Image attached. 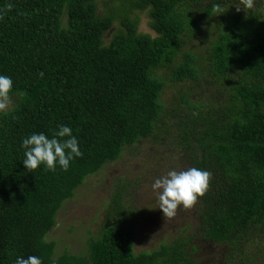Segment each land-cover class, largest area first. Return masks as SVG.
<instances>
[{
	"label": "trees",
	"instance_id": "obj_1",
	"mask_svg": "<svg viewBox=\"0 0 264 264\" xmlns=\"http://www.w3.org/2000/svg\"><path fill=\"white\" fill-rule=\"evenodd\" d=\"M204 1L107 0L100 14L97 0H0V8L14 5L0 18V75L13 81L12 107L0 113V264L30 255L42 264H195L189 234L134 253L128 223L137 210L124 202L125 185L109 199L85 254L55 256L46 240L85 179L142 139L173 147L180 171L211 173L194 205L195 235L222 246L229 264L264 258V11H228L204 55L185 51L171 66L183 38L215 16L219 1ZM130 9L146 10L154 37L138 32ZM114 18L121 27L105 42ZM163 68L166 78L158 75ZM166 81L188 83L169 105ZM203 82L218 92L204 99L190 92ZM60 125L72 129L83 155L67 171L27 170L23 139L51 138Z\"/></svg>",
	"mask_w": 264,
	"mask_h": 264
},
{
	"label": "rangeland",
	"instance_id": "obj_2",
	"mask_svg": "<svg viewBox=\"0 0 264 264\" xmlns=\"http://www.w3.org/2000/svg\"><path fill=\"white\" fill-rule=\"evenodd\" d=\"M107 0H97L98 13L105 8ZM216 0H205L210 4ZM223 6L225 13L213 16L210 20L199 24L193 34L183 38V47L178 53L171 66L181 60V54L192 51L194 54L204 55L205 50L213 42L220 32L223 21L228 19V11L246 13L249 9L244 8L240 0H217ZM115 3V2H114ZM259 5V6H258ZM241 8L240 11L236 7ZM253 12L264 11V0H254ZM129 18H138V32L149 34L154 37L155 33L150 29L149 18L146 10L130 9ZM121 27L117 18L113 20L112 28L105 34L107 42ZM206 63V62H205ZM201 62L204 67L206 64ZM159 76H168L167 68L158 71ZM208 79L207 75H203ZM188 83L171 84L166 81V88L162 94V101L169 105L174 103L179 96L188 88ZM196 90L190 92L204 99L218 92L213 82L201 83ZM190 85V86H191ZM219 89V88H218ZM173 147L170 146V150ZM169 147L160 146L150 139H142L135 145L127 147L122 155L113 162L105 164L96 174L88 176L80 185L75 195L65 201L58 212L54 228L46 236L47 241L55 244L54 255L59 256L63 252L70 255H82L87 252L88 239L94 238L102 228L105 221V213L109 199L120 185H125L127 192L123 195L124 202H128L130 208L137 210L136 217L128 223L134 232L132 247L135 254H151L159 247L169 243L175 236H194L188 244V248L195 246L190 259L196 260L195 264H229L222 259L224 248L213 243H206L200 239V234L195 228L198 225V216L194 208L184 209L181 205L177 214L172 219H165L158 208L159 201L152 184L156 179L166 175L169 171H180L178 155L170 152ZM187 227L182 233V228ZM256 264H264L261 257Z\"/></svg>",
	"mask_w": 264,
	"mask_h": 264
},
{
	"label": "clouds",
	"instance_id": "obj_3",
	"mask_svg": "<svg viewBox=\"0 0 264 264\" xmlns=\"http://www.w3.org/2000/svg\"><path fill=\"white\" fill-rule=\"evenodd\" d=\"M240 3L247 9L254 7V0H240ZM13 7L12 3H7L0 8V18H3ZM236 10L240 11L241 8L237 6ZM212 11L217 14L216 16L225 13L220 3H214ZM39 75L43 77L44 74L41 72ZM12 89V79L6 75H0V113H7L12 107L10 96ZM22 147L26 150L23 164L30 172L36 170L41 164L46 165L47 170L55 171L59 165L67 171L70 162L83 155L72 129L65 125H60L51 138L44 133L31 134L23 139ZM211 178L210 172L193 167L186 171L172 170L156 179L152 184V189L158 196V208L164 218H174L181 205L184 209L194 207L198 198L207 192ZM16 264H42V260L30 255L27 258L17 257Z\"/></svg>",
	"mask_w": 264,
	"mask_h": 264
}]
</instances>
